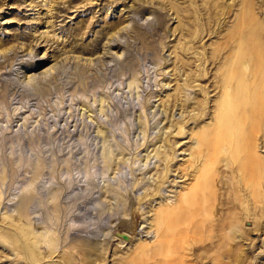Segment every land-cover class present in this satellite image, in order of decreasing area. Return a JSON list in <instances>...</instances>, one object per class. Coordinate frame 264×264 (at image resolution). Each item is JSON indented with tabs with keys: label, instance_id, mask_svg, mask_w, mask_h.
I'll return each instance as SVG.
<instances>
[{
	"label": "rangeland",
	"instance_id": "obj_1",
	"mask_svg": "<svg viewBox=\"0 0 264 264\" xmlns=\"http://www.w3.org/2000/svg\"><path fill=\"white\" fill-rule=\"evenodd\" d=\"M251 1L264 26V0ZM241 7V0H0V264H83L81 250L91 264H264V200L233 213L235 239L226 227L221 241L212 229L175 236L157 254L143 249L154 239L155 209L174 204L187 182L175 168L192 142L175 135L174 123L197 113L181 104L199 91H177L186 78L181 59L197 63L226 41ZM203 98L210 107L216 96ZM168 134L179 142L165 172ZM260 140L264 158V126ZM34 169L41 176L26 188ZM210 170L206 178L219 169ZM27 193L37 202L23 216Z\"/></svg>",
	"mask_w": 264,
	"mask_h": 264
},
{
	"label": "bare ground",
	"instance_id": "obj_2",
	"mask_svg": "<svg viewBox=\"0 0 264 264\" xmlns=\"http://www.w3.org/2000/svg\"><path fill=\"white\" fill-rule=\"evenodd\" d=\"M241 2L242 7L235 16V26L226 31V41H221L222 43L210 51V54H201L197 57V63L192 59H181L186 78L184 84L177 87V91L182 86H194L199 91L198 95L192 98L195 99L194 102L184 101L181 105L185 110L191 107L190 111L197 113L186 121L178 120L174 123L175 129L178 130L175 135L187 134L192 142L188 146V157L184 163L175 168L176 174L185 177L187 182L174 204L162 205L154 211L155 217L151 222V231L155 233L154 239L143 248L152 249L154 254L159 253V248L165 249L170 246L171 239L174 237L175 240V236L183 238L190 234H200L205 230H216L217 239L221 241L226 235L219 231L229 227L231 228L229 235L235 239V232L239 230L236 228L239 226L230 227L231 218L236 217L233 213L237 214L241 208L249 204L255 208L262 206L264 158L259 155L257 148L261 142L264 126V45L262 44L264 26L260 25L256 16L258 11L256 8L259 7L251 0H241ZM225 46L226 49L223 48ZM188 50L189 46L186 42L182 50V56L185 58L188 56L187 53H190ZM213 65L214 71L211 69ZM193 80L205 84L195 85ZM209 91L214 92L216 99L210 107H207L208 104L203 97H206ZM199 95L201 98H198ZM207 116L210 121L201 124ZM190 119L195 124L187 126ZM184 124L185 128L186 126L188 128L186 131L179 126ZM170 134L165 138V145L171 148L172 155L166 162L164 171L173 170L171 162H174L176 146L179 142L177 136ZM262 145L264 146V143ZM14 151L12 148L11 152ZM23 152L19 151L17 156L21 157L24 155ZM108 152L104 151L105 160L109 159ZM157 153L158 150L155 154ZM150 156L147 154L146 158ZM165 156L167 157L166 151ZM29 160L25 157L26 162ZM222 165L225 168H222ZM212 167L219 170L212 172L210 178H206ZM223 174L229 176L230 181H224ZM40 176L41 170L34 169V174L26 180L24 186L31 188ZM216 181L222 182V187L216 184ZM68 184L70 183L67 182ZM222 188L223 192H221ZM27 194L19 199L23 216L28 214L32 202H37L36 199L33 200L34 196L31 193ZM217 205L220 206L219 213L214 214L212 211ZM52 209L55 213L58 210L55 207ZM206 215L210 218L205 217ZM165 223L169 229L164 227ZM177 224L180 225L178 229L175 228ZM208 239L211 244L217 243L213 237ZM228 246L222 244L218 250L222 253L227 252ZM78 253H81L83 264H91L87 251L81 250Z\"/></svg>",
	"mask_w": 264,
	"mask_h": 264
}]
</instances>
